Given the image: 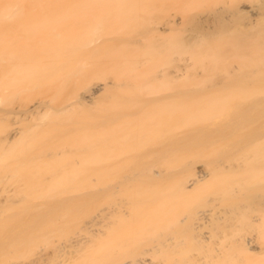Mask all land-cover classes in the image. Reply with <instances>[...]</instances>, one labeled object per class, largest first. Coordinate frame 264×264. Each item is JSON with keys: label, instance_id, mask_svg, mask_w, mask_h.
I'll return each instance as SVG.
<instances>
[{"label": "bare ground", "instance_id": "obj_1", "mask_svg": "<svg viewBox=\"0 0 264 264\" xmlns=\"http://www.w3.org/2000/svg\"><path fill=\"white\" fill-rule=\"evenodd\" d=\"M55 1L81 166L12 264H264V0Z\"/></svg>", "mask_w": 264, "mask_h": 264}, {"label": "rangeland", "instance_id": "obj_2", "mask_svg": "<svg viewBox=\"0 0 264 264\" xmlns=\"http://www.w3.org/2000/svg\"><path fill=\"white\" fill-rule=\"evenodd\" d=\"M51 6L53 9L55 4L50 3L49 11ZM62 42L63 38H49L48 89L44 88L43 96H39V107L31 108L25 98L18 100L12 90L0 93V264H12L15 260V231L26 232L29 219L34 221V216L42 214L39 208L45 207L55 194L65 197L60 185L63 180L57 179L59 175L72 173V169L81 166L66 164V157L75 154H66L64 148L67 131ZM33 99L38 101L36 93ZM92 155L97 157L95 153ZM44 244L35 240L30 252L22 254V260L27 261ZM22 248L25 250V244Z\"/></svg>", "mask_w": 264, "mask_h": 264}, {"label": "crops", "instance_id": "obj_3", "mask_svg": "<svg viewBox=\"0 0 264 264\" xmlns=\"http://www.w3.org/2000/svg\"><path fill=\"white\" fill-rule=\"evenodd\" d=\"M48 7L49 0H0V93L12 90L31 108L48 89Z\"/></svg>", "mask_w": 264, "mask_h": 264}]
</instances>
